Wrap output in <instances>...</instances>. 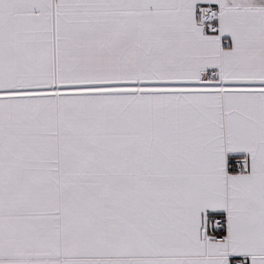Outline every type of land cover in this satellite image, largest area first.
Returning a JSON list of instances; mask_svg holds the SVG:
<instances>
[{
  "label": "snow or ice",
  "instance_id": "6c2138e0",
  "mask_svg": "<svg viewBox=\"0 0 264 264\" xmlns=\"http://www.w3.org/2000/svg\"><path fill=\"white\" fill-rule=\"evenodd\" d=\"M0 264H264V0H0Z\"/></svg>",
  "mask_w": 264,
  "mask_h": 264
}]
</instances>
